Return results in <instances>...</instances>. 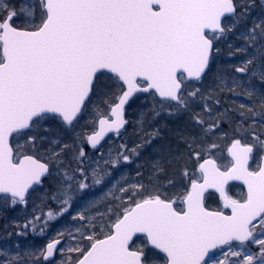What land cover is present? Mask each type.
<instances>
[{"label":"snow or ice","instance_id":"6c2138e0","mask_svg":"<svg viewBox=\"0 0 264 264\" xmlns=\"http://www.w3.org/2000/svg\"><path fill=\"white\" fill-rule=\"evenodd\" d=\"M237 35L242 46L228 44V55L248 58L231 70L217 65L219 45ZM214 65L215 87H196ZM253 79L264 84V0L0 4V206L27 207L52 184L33 202L31 219L13 222L15 232L5 228L0 264H264V91ZM225 91L260 103L221 112L216 97ZM141 93L154 104L136 121L140 142L104 149L109 134L127 135L126 106ZM164 112L188 114L194 125L180 137L187 163L176 198L161 191L178 183L162 161L148 184L117 179L160 136L143 125ZM223 141L228 166L214 155ZM231 181L243 182L240 199L230 195ZM210 189L221 210L205 206ZM66 214L71 226L47 244L19 239L45 237Z\"/></svg>","mask_w":264,"mask_h":264},{"label":"rangeland","instance_id":"374dc122","mask_svg":"<svg viewBox=\"0 0 264 264\" xmlns=\"http://www.w3.org/2000/svg\"><path fill=\"white\" fill-rule=\"evenodd\" d=\"M6 0H0V4L5 3ZM228 44L233 45V50L236 47L242 46V41L239 38V35L236 37H229L227 42H222L219 47L221 48V53L219 59L217 60V65L223 66L231 70L232 66H240L243 61L248 58L246 55L238 54L236 56H229V47ZM251 51V49H250ZM216 73V65L213 66L212 72L208 74V76L203 79V81L197 85L196 87H201L203 89L214 88L216 85V80L214 78V74ZM240 79H245L246 77L240 75ZM252 84L261 91H264V84L260 83L258 79H253ZM238 92H242V89H237ZM220 100V104L217 106L218 110L223 112L226 109L230 110L234 107H237L239 104H244L250 106L252 103H256L257 105L260 103L258 99H249L246 95H233L227 91L220 93L217 97ZM155 103L158 104V101ZM154 101L152 96L149 94H140L137 97H134L130 103L126 106L125 115L129 120V125L127 126V135L121 139H117L109 135L104 142V149H108L109 147H115L116 145L127 142L129 146H132L133 141L139 143V135H143V133L134 134L135 132H139L138 128H136V121L141 118L142 113H147L149 109L153 107ZM200 111L199 108L196 109ZM233 118L235 119V115ZM83 123V121L81 122ZM222 127L231 131L228 123L222 125ZM143 128L146 132H152L154 129H160V136L153 140L152 145L146 148L140 155L138 159H136L132 164L123 167L120 173H117V179H119L120 175H126L131 179L133 183L142 182L148 184L149 178L151 176V166L153 163L157 161H162L165 171L168 174L169 178L176 179L178 181L176 187H164L161 191L167 192L168 195L172 198H176L178 195H182L184 188L181 183H179V168L187 163V151L183 148V142L180 139L181 136H188L194 134V125L190 123V118L188 114H178L174 116H168L167 112L161 114V116L156 117L155 119H151L149 117L148 121L144 123ZM81 129H78L80 131ZM228 141L222 142L221 149L214 153L217 157V162L228 166L230 165V157L226 151V145ZM179 146V152H177V148ZM85 150L89 151L91 155L98 156L99 152H92L87 145H85ZM183 154L184 159L180 160L179 163L176 162L174 157ZM171 161V163H169ZM138 166H140L138 168ZM139 170L143 173L142 177H137L136 172ZM160 183H166L165 177L162 175L160 177ZM52 184L49 181L44 182V186L39 188L37 192L33 193L32 200H30L27 207L25 206H17V207H3L0 206V237L6 235L5 228L7 231L15 232L16 230L11 226L13 222L23 223L25 219H31V214L33 211V202L37 205L40 204V200L37 198L45 191H51ZM245 190L240 184H230V195H232L236 199L241 198V194L244 193ZM205 202L207 207L210 209L221 210V202L218 196L215 193H208L205 197ZM84 202L81 201L78 205L74 206L71 211V215H75L76 211H79L81 207H83ZM114 207V205H110ZM49 207L54 208V204H49ZM47 211V208L45 209ZM103 211V209H101ZM111 219H115V217H111ZM71 216L66 214L63 218L58 221L52 222L49 227V231L45 237H40L37 235L29 234L27 237H20L19 239L23 244L35 245V246H43L47 244L51 239L56 237L57 231L63 230L67 227L71 226ZM104 231H107L105 228ZM12 239H17L15 236ZM59 247V246H58ZM61 257L57 255L56 260H60Z\"/></svg>","mask_w":264,"mask_h":264},{"label":"water","instance_id":"95a60500","mask_svg":"<svg viewBox=\"0 0 264 264\" xmlns=\"http://www.w3.org/2000/svg\"><path fill=\"white\" fill-rule=\"evenodd\" d=\"M134 97H135V96H134ZM134 97H133V98H134ZM133 98H132V99H133ZM132 99H131V100H132ZM131 100H130V101H131ZM129 103H130V102H129ZM109 135H110V134H109ZM230 183H239V184H241V185L244 187V189H245V186L243 185V182H242V181H231ZM245 190H246V189H245ZM208 193H215V194L219 197V194H218L214 189H210ZM208 193L205 194V197H206V195H207ZM219 198H220V197H219ZM221 202H222V201H221ZM205 206H206V204H205ZM206 207H207V206H206ZM209 210H215V209H210V208H209ZM225 211L227 212V210H225Z\"/></svg>","mask_w":264,"mask_h":264},{"label":"flooded vegetation","instance_id":"af4514ba","mask_svg":"<svg viewBox=\"0 0 264 264\" xmlns=\"http://www.w3.org/2000/svg\"><path fill=\"white\" fill-rule=\"evenodd\" d=\"M141 94H146V93H141ZM138 95H140V94H137V95H135V97H137ZM219 198V197H218ZM220 200V199H219Z\"/></svg>","mask_w":264,"mask_h":264}]
</instances>
